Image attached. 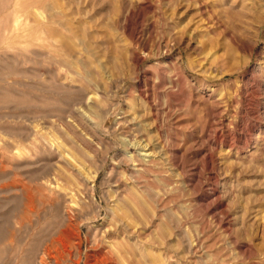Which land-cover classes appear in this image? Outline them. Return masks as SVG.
I'll return each instance as SVG.
<instances>
[{
    "label": "rangeland",
    "instance_id": "obj_1",
    "mask_svg": "<svg viewBox=\"0 0 264 264\" xmlns=\"http://www.w3.org/2000/svg\"><path fill=\"white\" fill-rule=\"evenodd\" d=\"M56 247L264 264V0H0V264Z\"/></svg>",
    "mask_w": 264,
    "mask_h": 264
},
{
    "label": "bare ground",
    "instance_id": "obj_2",
    "mask_svg": "<svg viewBox=\"0 0 264 264\" xmlns=\"http://www.w3.org/2000/svg\"><path fill=\"white\" fill-rule=\"evenodd\" d=\"M132 146H131V148H130V150L131 151H134V152H137L138 151V149L141 147V146H139V145H137V146H139V147H137L135 144H131ZM142 145V144H141ZM147 147V146H146ZM129 149V148H128ZM144 149H145V147H141V150H143L144 151ZM146 150V149H145ZM142 156H144L145 158H147V157H150L151 155H149V154H145V155H142ZM148 162V161H147ZM54 181L56 182V183H58V178H57V176L54 178ZM94 182V181H93ZM57 236H59V235H57ZM65 241V240H64ZM63 241V242H64ZM53 243V242H52ZM60 244V243H59ZM57 245V244H56ZM55 245V246H56ZM51 248V247H50ZM56 248H58V247H56ZM60 248V247H59ZM58 248V250L57 251H53L54 253H52V252H47L46 253V255H44L45 257H42V258H40V260H41V262L39 263V264H60L61 262V260H63L64 259V255L66 254V252H65V254H64V250L62 251V250H60ZM65 248H67V247H65ZM44 251V250H43ZM50 251V250H49ZM46 252V251H45ZM100 255H102V254H100ZM94 257H96V256H94ZM65 261V260H64ZM115 261V260H114ZM54 262V263H53ZM63 262V261H62ZM38 263V262H37ZM36 263V264H37ZM110 263H114L113 262V258H112V252H104V254L102 255V256H99L98 258H96L95 259V262L94 263H92V264H110ZM77 264H79V262H77ZM89 264V263H88Z\"/></svg>",
    "mask_w": 264,
    "mask_h": 264
}]
</instances>
